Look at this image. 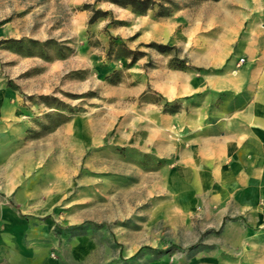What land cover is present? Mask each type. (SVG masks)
I'll list each match as a JSON object with an SVG mask.
<instances>
[{
  "label": "rangeland",
  "instance_id": "obj_1",
  "mask_svg": "<svg viewBox=\"0 0 264 264\" xmlns=\"http://www.w3.org/2000/svg\"><path fill=\"white\" fill-rule=\"evenodd\" d=\"M153 1L0 0V186L112 237L113 264H216L202 198L184 213L172 193L185 143L170 115L187 107L180 75L217 73L235 55L217 46L225 10L244 34L264 0Z\"/></svg>",
  "mask_w": 264,
  "mask_h": 264
},
{
  "label": "crops",
  "instance_id": "obj_2",
  "mask_svg": "<svg viewBox=\"0 0 264 264\" xmlns=\"http://www.w3.org/2000/svg\"><path fill=\"white\" fill-rule=\"evenodd\" d=\"M225 14L217 46L224 58L233 49L238 57L217 73L180 75L187 107L170 120L185 147L175 153L180 189L172 193L184 213L202 198L200 224L215 245L204 259L264 264V14L250 18L244 34L240 14ZM128 249L122 256L142 248ZM113 256L112 237L42 215L0 186V264H113Z\"/></svg>",
  "mask_w": 264,
  "mask_h": 264
},
{
  "label": "trees",
  "instance_id": "obj_3",
  "mask_svg": "<svg viewBox=\"0 0 264 264\" xmlns=\"http://www.w3.org/2000/svg\"><path fill=\"white\" fill-rule=\"evenodd\" d=\"M112 1L117 2L119 4H122V5L129 4V5H131V7L134 10H137V11H145L148 8L153 7V5H154V1L153 0H112ZM159 5H160V8L158 10L159 14L160 15L166 14L167 12L164 9L163 4H159ZM94 18H95V15H92L91 20H93ZM157 46H161V45L157 44ZM126 51H127L126 52L127 55H130L131 61L136 59V55H135L136 50L127 49Z\"/></svg>",
  "mask_w": 264,
  "mask_h": 264
},
{
  "label": "built area",
  "instance_id": "obj_4",
  "mask_svg": "<svg viewBox=\"0 0 264 264\" xmlns=\"http://www.w3.org/2000/svg\"><path fill=\"white\" fill-rule=\"evenodd\" d=\"M239 61L241 62V61H243V59L241 58Z\"/></svg>",
  "mask_w": 264,
  "mask_h": 264
}]
</instances>
